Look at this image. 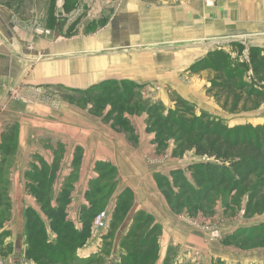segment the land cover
<instances>
[{
  "label": "rangeland",
  "instance_id": "374dc122",
  "mask_svg": "<svg viewBox=\"0 0 264 264\" xmlns=\"http://www.w3.org/2000/svg\"><path fill=\"white\" fill-rule=\"evenodd\" d=\"M9 1L14 2L19 22L26 23L28 17L32 19V32L35 34L36 31L40 44H46L47 38L54 40L56 51H51L47 45H39L37 53L28 50L30 54L36 56L32 61L69 62L73 77L79 79L69 82L70 84L58 82L52 85H37L35 89H54L52 90L54 93L51 92L59 95L61 103L65 102L76 108L87 106L95 118L104 120L111 129H116L129 141L137 143L147 140L150 143L152 152L147 153L153 156L155 163L153 167L158 170L155 175L157 179H161L162 185L159 184V188L165 197L169 212L174 214L181 228L180 233L184 234L181 237H185L188 231L191 232L189 236L193 235L194 238L191 244H184L182 241L177 245L170 244L163 253L162 244L158 242L163 229L156 223L159 231L153 264H264V244L256 241L245 245L242 238L238 237L242 229H250L264 222V205L256 207L253 203L248 207L249 190L230 191L223 186L213 189L204 200L196 199L192 195L189 198L184 197L181 203H177L178 186H173L168 193L166 188L167 181L173 184L172 171L182 169L186 180L194 187L193 194L198 196L200 190L187 167L194 161L206 159L195 156L192 151L175 153L172 140H168L160 149L157 148L155 130L149 131L147 128L146 109L141 112L135 110L144 105L157 103L160 104V112L166 114L169 109L174 108V98L179 97L194 105L196 114L207 112L211 117L221 120L228 128L258 126L264 129V101L256 106L244 101L238 102L234 110L230 101L224 103L222 96L214 95L217 90L208 92L211 81L216 77L213 70L207 68L202 70L200 65L193 69V65L200 60L186 68L179 65L182 52L197 46L194 41L204 37L203 34V37L200 35V30V38L196 39L188 37L185 31L184 34H180L175 30L174 7L180 9L182 13L185 8H179V5L183 4V0ZM232 1L238 0H196V7L199 11L205 7L215 17L214 23L210 25L215 28V32L220 25L223 4ZM250 5L252 7V4ZM160 13H163L164 19ZM148 16L156 17L155 24L140 28L139 25ZM212 38L214 44L204 46L201 54L203 55L205 51L206 53L203 58L207 57L209 52L219 50L227 54L228 64L233 67L236 63H248V51L251 46L259 48L262 55L264 54V38L259 43L251 40L250 43H246L238 38L232 42L220 41L216 36ZM134 58L151 59L157 63L158 67L151 71L148 80L138 82L126 76L130 72L131 62L133 64L135 62ZM163 60H167L168 64L159 66ZM82 71L87 74L86 80H83ZM247 73V76L243 74V77L249 82L251 73L250 71ZM86 81L87 86L83 88L76 86ZM124 82H131L134 86L130 87ZM128 90L135 92L136 98L129 102L131 105L126 106L124 101L128 99ZM119 107L132 108L119 116L117 114ZM123 118L125 122L121 121ZM158 128L159 126L155 129ZM17 137V127L14 123L9 125L7 132L0 137V264H38L32 260V255H27L31 242L29 208L44 217L47 224L49 220L32 191V184H36L32 181L39 175L31 176L29 174L32 172L26 171L25 148L24 155L17 154L20 147ZM6 147L12 149L5 155L3 150ZM20 152L21 150L18 153ZM56 158L57 156L53 161ZM56 165L57 169L59 165L58 163ZM34 166L38 165L35 163ZM257 176H252L250 189L253 184L258 185ZM115 177V173H107L102 175L101 182L97 183L99 187L104 186V191L108 189L110 191L99 211L105 210L108 214L105 226L94 229L91 222L89 228V235L96 242L102 241L98 245V250L88 258L82 259L76 256L77 248L71 264H110L113 255L116 256L115 264L121 261L120 256L125 251L119 244L120 239L130 228L136 212L140 210L132 209L134 198L130 194V201L128 197L126 201L130 207L125 208L119 217L116 216L119 194L115 193L117 186ZM164 177L167 180L163 181ZM45 179L47 181V178ZM49 179L50 201L56 206L59 202L55 200V195L63 188L66 178L56 176L54 179L53 175ZM28 195L34 201L30 207ZM169 200L175 208L171 209ZM48 231V240L54 242L55 233L50 228Z\"/></svg>",
  "mask_w": 264,
  "mask_h": 264
},
{
  "label": "crops",
  "instance_id": "0c3cea01",
  "mask_svg": "<svg viewBox=\"0 0 264 264\" xmlns=\"http://www.w3.org/2000/svg\"><path fill=\"white\" fill-rule=\"evenodd\" d=\"M13 4L9 0H0V137L14 123L21 150L17 154L24 155L25 148L26 171L32 172L29 175L45 173L44 178H52L53 175L54 179L56 176L66 178L55 200L59 204L64 202L65 218L75 228L82 227L81 209L90 205L92 191L94 187H99L97 183L101 182L100 177L112 169L110 173H115L114 180L117 183L115 193L129 190L134 198L132 209L150 214L154 223L162 227L163 233L158 242L162 244L163 253L170 244L177 245L180 241L191 244L194 240L193 235L189 236L191 232L186 231L185 237H181L184 234L180 233L181 228L174 214L169 212L155 175L158 170L153 167V156L147 153L152 152L147 140L131 142L116 129H111L104 120L95 118L87 106L76 108L61 103L59 95L52 94L54 89H35L37 85L67 84L79 79L73 77L69 62L32 61L36 56L28 50L37 53L39 45H47L48 49L56 51L55 43L53 39L47 38L46 44H40L38 34L32 32V19L28 17L26 23L19 22ZM181 7L185 8L182 13L174 7L175 30L180 34L185 31L192 39L200 38L199 30L200 35H204L202 39L194 41L197 46L188 48L187 52L183 51L180 55L179 65L185 68L203 58L206 53L201 54L203 48L206 44H214V36L224 42H232L237 38L246 43H250V40L257 43L263 41L264 0L225 2L221 8L217 33L210 26L215 17L205 7L201 11L197 10L196 0H183V4L179 5ZM160 15L164 19L163 13ZM155 22L156 17L148 16L139 26H151ZM134 61L126 76L138 82L148 80L151 71L158 67L151 59L134 58ZM167 64V60H163L159 66ZM83 73V80H86L87 74ZM87 85L86 81L76 86L83 88ZM35 163L38 166H34ZM57 163L59 167L56 169ZM28 201L29 207L34 204L29 195ZM42 218L48 231L49 221L47 224ZM101 242H96L89 235L78 248L76 256L88 258L98 250Z\"/></svg>",
  "mask_w": 264,
  "mask_h": 264
},
{
  "label": "trees",
  "instance_id": "16d2710c",
  "mask_svg": "<svg viewBox=\"0 0 264 264\" xmlns=\"http://www.w3.org/2000/svg\"><path fill=\"white\" fill-rule=\"evenodd\" d=\"M248 58V63H236L232 67L228 64L227 54L219 50L211 51L192 68L200 65L202 70L204 68L213 70L216 77L211 81L208 92L217 90L214 95L222 96L224 103L230 101L235 110L238 102L244 101L256 106L264 101V54L262 55L259 48L251 46ZM248 71L251 73L249 82L243 77V74L247 76ZM126 85L134 86L131 82ZM127 92L128 99L124 102L129 106L131 105L129 102L136 98V94L130 90ZM173 106L174 108L169 109L166 114L160 112V104L157 103L135 109L140 112L146 109L147 128L149 131L155 130L157 148L160 149V146H165L168 140H172L175 153L192 151L195 156L206 159V161H194L187 167L200 190L198 196L193 194L194 187L186 180L182 169L172 171L173 184L167 181V193L173 186H178L176 199L177 203H181L184 197L189 198L192 195L196 199L204 200L213 189L223 186L230 191L249 190L248 207L253 203L256 207H262L264 205V129L258 126L228 128L221 120L211 117L207 112L196 114L194 105L179 97L174 98ZM131 108L119 107L117 114L121 115ZM121 121L125 122V119ZM157 126H159L158 130L155 129ZM1 148L3 149L2 146ZM11 149L12 147H6L3 152L5 155L9 154ZM254 175H258L259 183L253 184L250 189L251 178ZM165 180L167 179L164 177L163 181ZM35 181L36 184H32L33 194L36 201L41 204L42 212L47 216L50 229L55 233L56 238L54 242L48 240V231L45 229L42 216L29 208L31 242L27 255H32V260L38 264H71L75 250L88 238L92 219L102 209L110 191L109 189L104 191V186L94 187L90 205L81 209L82 227L77 229L65 218L64 202L56 206L52 205L50 179L47 178L46 181L43 174H40ZM158 182L162 185L161 179H158ZM127 197H130L127 190L117 197L115 210L117 217L125 208L130 207L126 202ZM168 202L172 209L170 200ZM131 223L128 231L120 239L119 244L125 253L120 256L119 264H153L156 244H158V225L154 223L150 214L140 211L136 212ZM238 237L242 238V243L245 245L256 241L264 244V222L250 229H242Z\"/></svg>",
  "mask_w": 264,
  "mask_h": 264
},
{
  "label": "built area",
  "instance_id": "2783aa9c",
  "mask_svg": "<svg viewBox=\"0 0 264 264\" xmlns=\"http://www.w3.org/2000/svg\"><path fill=\"white\" fill-rule=\"evenodd\" d=\"M249 58H247V61ZM108 219V214L105 210H102L101 212L97 213L95 218L92 221V227L94 229H99L105 226V222Z\"/></svg>",
  "mask_w": 264,
  "mask_h": 264
},
{
  "label": "water",
  "instance_id": "95a60500",
  "mask_svg": "<svg viewBox=\"0 0 264 264\" xmlns=\"http://www.w3.org/2000/svg\"><path fill=\"white\" fill-rule=\"evenodd\" d=\"M115 258H116V256L113 255V256H112L113 261H112L110 264H115V260H116Z\"/></svg>",
  "mask_w": 264,
  "mask_h": 264
}]
</instances>
